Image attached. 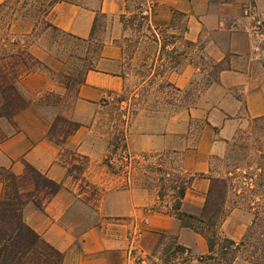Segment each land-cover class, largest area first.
<instances>
[{
	"label": "crops",
	"instance_id": "1",
	"mask_svg": "<svg viewBox=\"0 0 264 264\" xmlns=\"http://www.w3.org/2000/svg\"><path fill=\"white\" fill-rule=\"evenodd\" d=\"M140 11L145 13L146 27L153 32L166 28L173 12L183 15L185 31L181 40L197 50V59L213 65L225 64L217 74V81L199 94V105L193 112L204 111V125L192 147L184 146L186 133L179 135L168 128L160 133L129 130L123 135L127 152L173 153L177 155L179 172L195 176L184 191L180 213L199 215L212 178L211 161L225 157L227 145L247 121L264 116V50L255 45L252 37L253 24L264 22V0H227L219 4L209 0H83L54 4L46 22L79 40L89 39L95 18L102 15L109 19L92 68L84 72L68 112L62 115L79 128L57 145L47 136L55 114H48L49 108L26 107L12 118L13 132L0 141V169L19 176L27 164L60 184L59 191L42 209L27 203L21 211L24 224L62 255L60 264H198L197 259L208 254L204 238L180 226L164 211L166 203L161 205L155 192L143 187L129 173L97 184L103 189L96 212L101 220L90 227L78 214V208L85 206L68 181L64 150L75 157L93 160L105 154V141L95 136L97 117L109 97L120 95L125 88L119 45L123 29L118 18H128ZM153 43L157 47L156 56L161 48L170 51L175 45H161L158 39ZM43 58L45 55L40 56L42 61ZM199 76L201 72L194 59L163 75L176 90L191 87ZM17 86L24 93L53 90L47 78L37 73L23 76ZM232 89L237 91L236 96L230 94ZM82 177L87 180L85 173ZM117 180L120 185L113 188ZM2 190L0 182V198ZM223 208L225 215L216 235L238 242L250 223L249 215L229 206L227 200ZM171 237L187 249L186 263H181L184 256L161 262V249ZM133 255L139 256L140 261L133 262Z\"/></svg>",
	"mask_w": 264,
	"mask_h": 264
},
{
	"label": "rangeland",
	"instance_id": "2",
	"mask_svg": "<svg viewBox=\"0 0 264 264\" xmlns=\"http://www.w3.org/2000/svg\"><path fill=\"white\" fill-rule=\"evenodd\" d=\"M2 1L0 0V3ZM8 6L17 9L19 4L10 0ZM5 13L9 15L10 10L6 9ZM96 19L95 34L89 43H82L64 33L45 29L42 24L36 23L35 19L16 20L12 23L11 34L18 41L19 47L25 48L29 55L39 62L31 73L44 75L53 87L52 91L24 93L18 89V80L17 90L32 106L49 108L48 114L54 113V118H63L62 115L68 112L78 83L88 63L94 58L92 51L105 38L104 31L109 19L100 16ZM120 23L123 34L119 45L123 54L125 88L120 95L109 97L105 107L99 112L94 127L95 136L105 141V154L93 160L84 156L75 157L65 150L62 152L63 160L67 164L68 181L80 195L79 202L85 206V209L81 206L78 208V214L87 227L101 220L97 219L96 212L103 189L97 184L108 181L109 177L121 178L126 175L125 171L140 183L145 181L157 186L156 179L163 178V175L155 173L150 176L153 181H149L143 174L144 170H154L159 164L169 173L167 181L163 183H171L172 175H175L176 171L179 172L177 155L170 152L129 153L125 148L123 135L129 130L160 133L168 128L179 135L186 133L184 146L192 147L204 125V111L193 112L199 105V94L208 84L217 81L218 70L225 66L224 63L213 65L197 59V50L181 40L185 24L184 18L177 14L171 16L166 28L156 29L154 32L146 27L144 16L139 13L124 18ZM253 26L254 43L264 50V29L260 23ZM156 39L161 45H175L170 51L161 48L156 56L157 47L153 43ZM43 55L45 58L42 61L40 56ZM156 59L157 62L154 63ZM159 59L162 61L159 62ZM191 59H194V65L199 68L201 76L195 78L191 87L185 90L174 89L163 75L171 69L178 70ZM230 91V94L237 95L235 89ZM13 130L11 120L0 119V138L10 135ZM54 139L58 140L57 136H54ZM125 155L128 158H125ZM83 173L87 180L82 177ZM210 176L212 178L206 208L215 205L219 209L213 220L224 217L223 206L226 200L229 206H235L249 215L250 223L246 226L243 236L250 233L252 238L245 242L244 249L236 253L233 264H250L245 259L247 243H252L255 239L264 241V116L247 121L244 128L237 132L233 141L227 145L225 157L211 161ZM119 183L118 180L115 181L112 187L119 186ZM166 193L170 195L169 191ZM164 201L169 202V198H164ZM195 225L204 227L198 223ZM217 227L209 231L216 233ZM133 260L137 263L140 258L133 255Z\"/></svg>",
	"mask_w": 264,
	"mask_h": 264
},
{
	"label": "trees",
	"instance_id": "3",
	"mask_svg": "<svg viewBox=\"0 0 264 264\" xmlns=\"http://www.w3.org/2000/svg\"><path fill=\"white\" fill-rule=\"evenodd\" d=\"M12 1V0H11ZM19 4L17 9H12L8 5L10 0H3L0 3V119L12 120V118L21 110L32 105L26 101L16 88V82L23 76L32 72L39 65V62L33 59L25 48H20L18 41L11 34V26L16 20L35 19L36 23L42 24L45 29H52L53 26L45 21V17L52 6L56 3H76L73 0H13ZM212 4L226 3L227 0H209ZM10 10L9 15L5 11ZM178 13H172V15ZM100 17L103 18L102 15ZM119 22L124 19L120 16ZM97 19L95 18L91 29V34L87 40H74L82 43H89L93 40ZM264 29V22L260 23ZM35 26L32 27L34 29ZM32 29L31 32H32ZM185 31V28H184ZM61 33V32H59ZM68 37H71L67 35ZM102 46V41L97 44L92 51L94 58L88 63L85 72L91 70L92 63ZM219 65V64H217ZM224 68L219 69L223 70ZM79 81L78 86L81 84ZM79 125L63 118H54L47 131L48 138L55 144H61L66 137L73 134ZM57 136L58 140L54 139ZM5 137L0 138V141ZM125 158H128L125 155ZM154 170H144L143 175L149 181H153L150 176L155 173L163 175V178H157V186L150 183L141 182V185L155 192L158 202L162 205L164 198H169L168 204L164 205V211L173 216L180 226L188 228L201 235L207 245L208 254L197 259L198 264H233L235 255L240 249H244L245 242L252 238V234H247L243 238L234 242L227 238H219L215 231L220 224L222 217L214 218L219 209L215 205L207 209L209 191L205 203L201 209L200 216L194 217L179 212L181 199L184 191L189 186L195 176H188L175 172L171 183L165 185L169 173L156 165ZM127 174V172L124 171ZM142 175V176H143ZM144 177V176H143ZM0 182L3 186L2 196L0 198V264H60L62 255L45 243L36 233L27 227L21 216L22 208L31 203L37 209H42L60 189V184L47 179L44 175L37 172L33 167L24 164L23 172L19 176L13 175L6 169H0ZM167 191L170 195H167ZM168 207V208H167ZM157 210H160L157 208ZM195 223L204 227H199ZM248 244V250H245V259L250 264H264V241L255 239ZM250 248V249H249ZM187 249L176 244L173 237L163 245L160 252V260L168 263L176 256H184L181 263L189 261Z\"/></svg>",
	"mask_w": 264,
	"mask_h": 264
},
{
	"label": "built area",
	"instance_id": "4",
	"mask_svg": "<svg viewBox=\"0 0 264 264\" xmlns=\"http://www.w3.org/2000/svg\"><path fill=\"white\" fill-rule=\"evenodd\" d=\"M139 15H140V16H144L145 13H144L143 11H140V12H139Z\"/></svg>",
	"mask_w": 264,
	"mask_h": 264
}]
</instances>
